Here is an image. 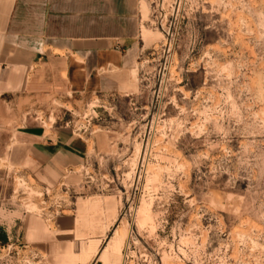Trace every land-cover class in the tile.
I'll list each match as a JSON object with an SVG mask.
<instances>
[{
  "label": "rangeland",
  "instance_id": "obj_1",
  "mask_svg": "<svg viewBox=\"0 0 264 264\" xmlns=\"http://www.w3.org/2000/svg\"><path fill=\"white\" fill-rule=\"evenodd\" d=\"M139 20L117 89L0 109V264H264V0Z\"/></svg>",
  "mask_w": 264,
  "mask_h": 264
},
{
  "label": "crops",
  "instance_id": "obj_2",
  "mask_svg": "<svg viewBox=\"0 0 264 264\" xmlns=\"http://www.w3.org/2000/svg\"><path fill=\"white\" fill-rule=\"evenodd\" d=\"M139 33V0H0V109L117 89ZM50 144L49 158L71 147L70 139Z\"/></svg>",
  "mask_w": 264,
  "mask_h": 264
},
{
  "label": "bare ground",
  "instance_id": "obj_3",
  "mask_svg": "<svg viewBox=\"0 0 264 264\" xmlns=\"http://www.w3.org/2000/svg\"><path fill=\"white\" fill-rule=\"evenodd\" d=\"M120 240V239H119ZM115 245V244H114ZM114 248V247H113ZM107 254V253H106ZM105 258H106V255H105ZM106 260V259H105Z\"/></svg>",
  "mask_w": 264,
  "mask_h": 264
}]
</instances>
